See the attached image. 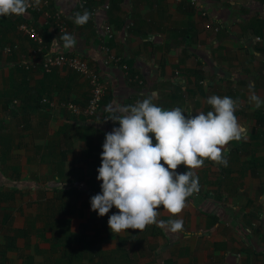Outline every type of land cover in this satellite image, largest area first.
<instances>
[{"label":"crops","instance_id":"0c3cea01","mask_svg":"<svg viewBox=\"0 0 264 264\" xmlns=\"http://www.w3.org/2000/svg\"><path fill=\"white\" fill-rule=\"evenodd\" d=\"M43 1L41 12L0 17V264H264V103L249 101L253 92L264 101V0ZM85 10L96 14L77 26L72 17ZM28 20L47 50L88 60L107 86L111 117L149 96L185 116L211 111L212 95L237 102L245 131L224 146L227 166L206 159L191 170L199 191L183 211L157 210L158 221L182 219V231L152 224L112 233L108 218L119 210L103 217L91 210L105 133L119 124L67 107L83 109L91 93L73 70L11 65L36 46L19 30ZM105 24L111 37L98 32ZM64 33L75 38L73 48L63 47ZM7 46L18 48L5 54ZM109 56L118 60L106 63Z\"/></svg>","mask_w":264,"mask_h":264},{"label":"clouds","instance_id":"9594fccd","mask_svg":"<svg viewBox=\"0 0 264 264\" xmlns=\"http://www.w3.org/2000/svg\"><path fill=\"white\" fill-rule=\"evenodd\" d=\"M39 4L40 0H34V5L31 0H0V17L23 15ZM90 18L85 10L74 13L72 20L83 26ZM59 39L65 49L76 45L69 33ZM153 99L149 96L135 105L120 106L119 115L110 119L119 127L105 133L97 169L101 192L90 198V205L100 217L113 207L119 210L108 218L112 233L140 232L152 224H166L173 233L182 231V219L158 221L157 210L163 207L177 217L187 199L199 191V178L191 170L202 167L206 159L227 166L224 146L239 141L245 131L235 115L237 102L231 97L212 95L206 101L211 111L187 116L179 107L165 110ZM249 101L255 108L264 103L254 92ZM180 165L187 171L176 172Z\"/></svg>","mask_w":264,"mask_h":264},{"label":"built area","instance_id":"2783aa9c","mask_svg":"<svg viewBox=\"0 0 264 264\" xmlns=\"http://www.w3.org/2000/svg\"><path fill=\"white\" fill-rule=\"evenodd\" d=\"M31 2L34 5V0H31ZM193 3L196 2V0H192ZM48 1H43V4H47ZM84 2H82L83 6ZM109 5H106V8H108ZM43 9V6L39 4V6H33L30 7L27 12H41ZM91 13V17L96 14L95 10L89 11ZM56 25L58 29L61 32H66L68 29V23L65 18H63L60 14H57L55 16ZM101 28V27H100ZM216 31L218 30V27L216 26ZM19 30L28 36V38L36 44L35 47L31 49V57H28L22 61H12L13 66L15 65H21L24 68H35L39 66L40 64L43 66L42 68L46 72L52 71L54 68H61V67H67L72 69L73 71H76L80 76L84 77L85 79H88L91 85V96L89 99V102L86 107L82 109L77 104L74 103H68L67 107L71 109L75 113H81L94 117L99 118V120L110 123V124H116L112 120H110L112 117L105 114L104 106H103V98L105 94L107 93V86L104 82H102L99 78V75L94 72V70L91 68L88 60L80 55L69 53V52H56L52 50H47L44 45V39L40 35L38 29L34 26L33 22L28 20L24 21L19 25ZM103 31L105 35H108L109 37L112 36V30L111 28L105 24L102 25V29L98 32ZM18 48L17 46H7L4 48L3 52L5 54H11L13 49ZM108 60H115L117 61L118 58H115L113 56H109L106 59V63ZM141 82V81H140ZM44 101H47V99H44ZM66 106V104H65Z\"/></svg>","mask_w":264,"mask_h":264},{"label":"trees","instance_id":"16d2710c","mask_svg":"<svg viewBox=\"0 0 264 264\" xmlns=\"http://www.w3.org/2000/svg\"><path fill=\"white\" fill-rule=\"evenodd\" d=\"M42 29H43V33L45 34V37H49L50 36V33H48L49 31H47L48 29L47 28H45V27H42ZM40 67H39V69H41L43 66L40 64L39 65ZM14 67H16L17 68V70L18 71H30V70H35V69H32V68H24L23 66H21V65H15ZM64 68H66V67H64ZM43 69V68H42ZM41 69V70H42ZM54 69H56V68H54ZM53 69V70H54ZM68 69H70V68H68ZM44 70V69H43ZM52 70V71H53ZM72 70V69H71ZM44 72H46L45 70H44ZM51 72V71H50ZM75 73H77L76 71H74ZM46 73H48V72H46ZM130 73V75H132V76H136V72H134L133 71V69H130V70H128V74ZM78 74V73H77ZM90 96H91V93H90ZM89 99H90V97L87 99L88 100V102H89ZM105 101V103L107 104L109 101H110V94H105V96H104V98H103V102ZM104 103V104H105ZM104 111H105V114H107L108 115V113H107V107L106 106H104ZM16 236L15 235H13V236H11V237H7L8 238V245H7V248L8 247H10L11 248V239L13 240L14 238H15Z\"/></svg>","mask_w":264,"mask_h":264}]
</instances>
